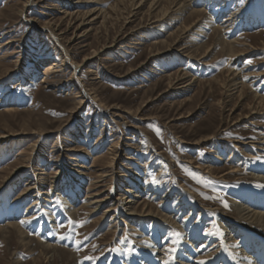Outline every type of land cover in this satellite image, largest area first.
I'll use <instances>...</instances> for the list:
<instances>
[{"label":"rangeland","instance_id":"obj_1","mask_svg":"<svg viewBox=\"0 0 264 264\" xmlns=\"http://www.w3.org/2000/svg\"><path fill=\"white\" fill-rule=\"evenodd\" d=\"M140 1L0 0V264H142L148 241L176 260L179 231L202 264H235L212 246L231 201L264 203L225 175L249 156L264 168L242 145L264 130V0ZM231 72L252 90L234 94ZM123 190L179 228L127 229ZM252 233L235 237L248 252L264 242Z\"/></svg>","mask_w":264,"mask_h":264},{"label":"bare ground","instance_id":"obj_2","mask_svg":"<svg viewBox=\"0 0 264 264\" xmlns=\"http://www.w3.org/2000/svg\"><path fill=\"white\" fill-rule=\"evenodd\" d=\"M141 1H140V3H141ZM155 1L156 0H153L152 6L154 5ZM187 3L190 5V4L194 3V0H188ZM187 3H185V4H187ZM185 4L184 3H180L179 1H176L174 7H177L178 8L177 10L180 11V10H183V8L186 7ZM97 12L100 13L101 11H97ZM164 13H167V11L164 12ZM199 13H200V10H197V11L194 10L193 13H191L190 15H197ZM164 15H166V14H164ZM210 24H213V23L211 22ZM222 25H223V23H222ZM217 31L219 32L220 30H217ZM227 50H228V52H230L231 47H228ZM91 59H93V57H91ZM54 67H56V65L51 66L50 69H54ZM47 70H49V69H47ZM237 76L238 75L232 73V77H233L232 81L234 80L235 82L233 81V83L230 86V88L232 89V91L235 92L234 94H238L239 95L241 93L242 89L245 88V87H248L249 90L251 91L252 90V88H251L252 85L250 86V85H244L243 83H239V82L237 83L236 82L238 80ZM187 85H189V84H187ZM255 98H256L255 103L258 102L259 100H263L264 99L262 97H261V99H259L257 96H255ZM261 113L262 112H260L259 110H255L254 113H252V115H257L258 116ZM261 115H263V114H261ZM260 130L262 131L263 129H260ZM207 141H209V139L205 140L203 142L205 143ZM250 144L253 147H249ZM242 145L245 146L247 149L249 148V149H252V150L264 152V130L262 132H258V134H256L254 137H251L248 140V142H246V144H242ZM249 157H250V161H249V163L246 164V166H245L246 169L243 170V168H240L238 166H232L225 175H228V176L231 175L230 177H233L234 180L237 181V182H245V179H247L251 184H255L256 186L262 187L264 189V168H258V166H256V163H258L259 161L258 160H254V158H252L251 156H249ZM17 168H19V167H17ZM206 170H208V173H209L210 169H206ZM244 171H247V173L244 174ZM243 175H244V177L241 178L240 176H243ZM221 178H222V176H221ZM238 180H240V181H238ZM223 181H226V180H223ZM223 183H225V182H223ZM225 184H223V185H225ZM232 185H236V184L231 183L230 186H232ZM237 189L240 190L241 188H237ZM27 190H31V188H28ZM238 190H237V193H241ZM250 192H252V191H250ZM38 194H39V192H38ZM47 194H49V193H47ZM107 196H108V194H107ZM240 199H241V197H238L237 199H235L234 202L231 201L232 211H233V215L235 217L234 225H227V226H222L221 224H217L216 225L217 226V235H218L217 237L218 238L214 240V242H217V243H215L212 246V248L213 247L214 248H219L222 245L225 247L226 244L229 245V247L231 249H233V251H237L235 253L236 254L235 264H264V242L260 241V243H262V246L260 247V250L259 249H257V250L255 249V250H253V252H250V251L248 252V251H246L243 248L244 247L243 242H241L240 240L235 239L236 235L238 234V231L239 232L244 231V232H248V233H251V231H252V232H254L252 234L256 233V234H259V236H263L264 237V203L260 204V205H263V206H259L258 205V207H256L254 205L242 204V201H240ZM137 200H139L138 196L137 195H133L132 192L129 191V190H123V193L119 196L118 200H116L117 204L120 206L121 210L123 211V216L118 221L122 222L123 224H126L127 225V227H126L127 229H129V228L132 229L131 227L133 225H135V223H139V222H142V223L145 222L146 223V222H149L150 220H152V221L154 220L158 224H161L163 226V228L165 227V224H166L167 226H170L172 228L171 229L172 231H174L175 229L179 228V226H177V224H176V221H173L169 216L162 215L160 213H155V212L153 213L152 209H148V206L147 207L145 206L146 204L144 206H141L138 203ZM49 202H51V200ZM36 203H37V201H36ZM65 203H67V202H65ZM103 203H104V199L98 200L97 198L96 199L93 198V199H90V201H87V207H91L92 208L91 211H92V213H94V212L98 211L102 207ZM43 205L46 206V202ZM43 205H42V208H44ZM138 205H140V206H138ZM63 207H66V205H64ZM206 211H208L209 213L211 212L209 210H206ZM111 212H112V210H107L105 212L106 213L105 214L106 218L109 217V214ZM45 213L47 214V212H45ZM73 213H74V211H73ZM0 215L2 217V214H0ZM47 216H49V215H47ZM47 219H48V222L50 220L52 221L51 217H49ZM129 225H131V226H129ZM5 227L6 228H16L17 232L22 236V238H27L25 236L26 234L24 233L23 229L21 230L19 228V227H21L20 223H18V224H16V223L6 224ZM51 228H54V226H51ZM4 230H5V228H4ZM179 232L180 233H179L178 239L184 240L183 243H184L185 246L182 245L183 248L178 250V254L176 255V257H177L176 260H171V256H170L171 253H170V255L162 253V251H165V250L164 249H160L162 247L161 244H156L155 242L148 241V242L144 243V245H143V247L147 251V257H144L142 259L144 261L143 263H146V264H171V262L173 261V262H175V264H178V263L179 264H202L205 259L209 258V255H206L207 251L203 253L204 256H202L201 254H198V255L195 254V256L192 255V253H190V252L193 251L194 247H193L192 244H189L187 242V238H189V236L192 237V234L190 232H188V233L186 232V234H184L182 231H179ZM134 240L136 241V239H134ZM143 241L145 242V240H143ZM187 245H190V247L188 248ZM206 245L207 244H204V243L201 244V246L199 247V251L201 249H203ZM49 247L51 248V246H49ZM195 253H198V252H195ZM160 255H164V258H161ZM139 260H141V259L139 258Z\"/></svg>","mask_w":264,"mask_h":264}]
</instances>
